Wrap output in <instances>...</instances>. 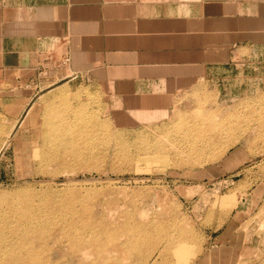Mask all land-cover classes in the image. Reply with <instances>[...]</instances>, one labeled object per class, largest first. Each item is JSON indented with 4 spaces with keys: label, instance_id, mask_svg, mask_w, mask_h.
Masks as SVG:
<instances>
[{
    "label": "rangeland",
    "instance_id": "rangeland-1",
    "mask_svg": "<svg viewBox=\"0 0 264 264\" xmlns=\"http://www.w3.org/2000/svg\"><path fill=\"white\" fill-rule=\"evenodd\" d=\"M50 51L0 84V264H264V45L150 104L59 80ZM65 105L95 119L59 144Z\"/></svg>",
    "mask_w": 264,
    "mask_h": 264
},
{
    "label": "crops",
    "instance_id": "crops-1",
    "mask_svg": "<svg viewBox=\"0 0 264 264\" xmlns=\"http://www.w3.org/2000/svg\"><path fill=\"white\" fill-rule=\"evenodd\" d=\"M260 44L264 0H7L0 84L35 76L50 49L69 56L59 80L84 73L150 104L212 80L232 47Z\"/></svg>",
    "mask_w": 264,
    "mask_h": 264
},
{
    "label": "bare ground",
    "instance_id": "bare-ground-1",
    "mask_svg": "<svg viewBox=\"0 0 264 264\" xmlns=\"http://www.w3.org/2000/svg\"><path fill=\"white\" fill-rule=\"evenodd\" d=\"M56 89V88H55ZM67 88L66 87H64V86H60L59 87V89L57 90V91H55V93H54V96H56V94L58 93V94H64V92H65V90H66ZM67 104V103H66ZM64 107H66V109H64V110H62V109H53V108H55V107H52V106H50V109L51 110H53V111H55L54 113L55 114H57L52 120L53 121H55L56 123H58L59 121H61V119L63 120V114H66V117H65V119H64V124L61 126V127H58L56 124H51V123H49V129H50V131H51V135H53V137H54V142L55 143H59V144H63V142H65L66 144L67 143H69V142H71L69 139L70 138H73L74 137V135L72 134L73 133V130L75 129V130H77V132L79 133H81L82 131V129L83 128H87V127H89V126H87V124H85V122H87V121H89V123H90V127H92V124L94 123L93 121H94V119H95V117H94V115H92L91 116V118L90 117H87L86 116V114H85V110H82V109H79V108H69L70 106L69 105H65ZM63 107V108H64ZM62 110V111H61ZM63 111H65V112H63ZM92 113H93V111H92ZM51 114V112L49 113V115ZM94 114V113H93ZM58 117V120L56 119ZM71 117V118H70ZM77 120L78 122H80L81 121V123H80V127L78 128L77 126L78 125H76L75 123H73V121L74 120ZM75 120V121H76ZM93 120V121H92ZM97 121V120H96ZM91 122H93L92 124H91ZM89 125V124H88ZM94 125V124H93ZM56 130V131H55ZM84 130V129H83ZM95 130V129H94ZM55 131V132H54ZM54 132V133H53ZM73 141H75V140H73ZM29 209V208H28ZM38 212V213H37ZM49 212V211H48ZM34 216V219H37V220H44V212H43V210H37V211H35V214L33 215V212H32V214H30V217H33ZM30 223H31V221H30ZM34 223L37 225V221H34ZM33 229V231H34V234H29V232L31 231ZM40 232V231H39ZM29 234V235H28ZM26 236L27 237H36L37 236V233H36V229H35V226L34 225H31V227L30 228H27L26 229ZM112 238V237H111ZM113 239V238H112ZM134 242V241H133ZM135 243V242H134ZM133 243V244H134ZM32 244V243H31ZM111 245V244H110ZM109 245V246H110ZM119 245V244H118ZM125 244L124 243H122L120 246H119V248H125V247H123ZM112 246V245H111ZM32 247V250H35L36 248L35 247H33V246H31ZM112 248H113V250H114V248H115V250H116V246H112ZM118 248V249H119ZM36 251H38V250H36ZM39 254H34L29 260H30V263L31 262H33V261H35V260H37V258L39 259V257H37ZM123 261V260H122ZM121 262V261H120Z\"/></svg>",
    "mask_w": 264,
    "mask_h": 264
},
{
    "label": "built area",
    "instance_id": "built-area-1",
    "mask_svg": "<svg viewBox=\"0 0 264 264\" xmlns=\"http://www.w3.org/2000/svg\"><path fill=\"white\" fill-rule=\"evenodd\" d=\"M50 57H53V53H50ZM59 60H61V63L66 64L67 62H69V56L61 53L60 56L58 57V60H56L57 63L59 62ZM40 66L43 67V65H40ZM74 74H76V73H73L72 75H74Z\"/></svg>",
    "mask_w": 264,
    "mask_h": 264
}]
</instances>
